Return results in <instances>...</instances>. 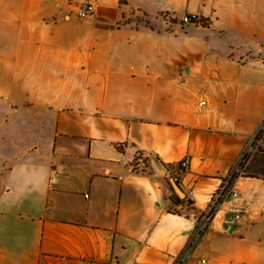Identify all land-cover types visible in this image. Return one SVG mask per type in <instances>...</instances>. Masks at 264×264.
Instances as JSON below:
<instances>
[{"label": "crops", "instance_id": "crops-1", "mask_svg": "<svg viewBox=\"0 0 264 264\" xmlns=\"http://www.w3.org/2000/svg\"><path fill=\"white\" fill-rule=\"evenodd\" d=\"M73 1L19 6L29 29L48 19L66 32L0 33L1 117L24 137L0 147V264H264V0H91L79 19L62 12ZM133 11L150 26H116ZM192 12L205 22L184 23ZM81 25L83 65L48 50ZM48 65L80 72L82 94L44 93ZM140 152L168 166L190 206ZM230 176L237 196L205 220Z\"/></svg>", "mask_w": 264, "mask_h": 264}, {"label": "rangeland", "instance_id": "rangeland-1", "mask_svg": "<svg viewBox=\"0 0 264 264\" xmlns=\"http://www.w3.org/2000/svg\"><path fill=\"white\" fill-rule=\"evenodd\" d=\"M25 1L26 0H0V33L1 34L9 33V32L18 34L22 31H27V32L33 31L36 33V35H38L39 32L41 33L44 32L45 34L47 33L49 35V33L55 34L56 32L57 33L66 32L65 29L59 31L56 28L57 21H49L48 19L40 20L38 23L31 24L30 25L31 28L29 29L28 25L22 22V18H21L23 12H24L23 15L25 16L27 15V9L19 8V6ZM84 2L94 3L91 0H83L80 2L73 1V3L69 2L68 8H66V10L62 9L63 10L62 12L69 13L71 16H74L75 19H79L81 17L78 16V9ZM13 3L15 5L14 7H13ZM120 5H123V2L121 3L120 1ZM95 7H96V4H95ZM127 16L128 15L126 14V12L122 13V18L120 21L116 23V26L121 27L123 25H129L132 22L136 23L137 25L144 24L146 27L150 26L149 20L147 19V16L144 13L140 14L139 12L136 14V12L133 11V12H129V16L128 17ZM8 17L11 20H8L7 19ZM125 17H127V20L123 21ZM204 22H205L204 17L202 16V19L197 23H204ZM87 28H88L87 25H83V26L81 25V26H78L77 29L72 30V31H77L76 35L78 36H74L75 39L65 40L64 38L58 39L55 37V39H52L53 45L51 46L48 45V50L52 47L56 48L59 46H62V47L65 46V51H72L73 53L75 52L78 55V57H75V60L76 61L78 60V64H81L82 63V52L86 50L85 38H86L87 30H88ZM19 42H20L19 40H14V43L16 44ZM25 42L28 43L29 41H25ZM29 43H31L30 46L32 47L33 46L36 47L35 45H37L36 44L37 41L35 40H32ZM16 46L17 45H15V50H17ZM26 48H29V47H26ZM1 52L2 51L0 50V53ZM22 58L24 59V57L20 55V53L15 55V59H14L15 64L16 65L22 64V60H23ZM3 59L6 65L7 63L11 64L12 62V56H3ZM48 62L51 63L52 60ZM14 75L16 77L17 76L24 77L28 75V72L19 70V71H15ZM36 75H38V73H36ZM75 75H79L78 77L79 80L82 79L80 72L68 71V72H64L63 74L62 69H60V67H58L57 69H53V68H50L48 65V68H46V80H48V84L46 86V89H44V93L48 95L49 94L59 95L60 97H63V100H66L67 97L69 96L70 97L75 96V95L79 96L80 94H82L84 88L83 87H77V88L72 87V79L74 78ZM37 90H38L37 88L32 89V93ZM10 102L11 101H9L6 97H4L2 104L0 101V109L1 107H3V111H4L2 113V109L0 110V147H21L20 144L21 142H23V139H24V137H21L23 134L22 132H16V134L20 136L19 138L17 136L14 137V136L7 134V132L12 133L14 129L20 128L19 126L20 121L13 120L11 116L9 120L7 119L2 120V117H1L2 114H6L7 111H10ZM12 106H17V105H12ZM137 157L140 158L141 155L138 154ZM3 169L4 167L0 165V176H3V178H5L6 174L3 173L4 172ZM185 200L186 199H184V201ZM183 203H187V205L190 206V202H183Z\"/></svg>", "mask_w": 264, "mask_h": 264}, {"label": "built area", "instance_id": "built-area-1", "mask_svg": "<svg viewBox=\"0 0 264 264\" xmlns=\"http://www.w3.org/2000/svg\"><path fill=\"white\" fill-rule=\"evenodd\" d=\"M96 10L95 4L92 2H84L78 9V16L81 18L88 17L92 15ZM202 19V15L196 12L187 13L183 16L182 21L184 23H197ZM184 72H188V67H182ZM189 160L184 159L181 161L182 168H185L188 165ZM233 176H230L226 183H224L212 196L210 210L207 213V217L205 220H209V218L214 214L215 210L219 207V205L227 200L230 197L237 196L236 192H231V181ZM177 179V177H176ZM178 181V180H177ZM241 218L240 213H235L233 217H231L227 223L229 225L234 224L238 219ZM202 263H206L205 260H202ZM181 264V263H179Z\"/></svg>", "mask_w": 264, "mask_h": 264}, {"label": "water", "instance_id": "water-1", "mask_svg": "<svg viewBox=\"0 0 264 264\" xmlns=\"http://www.w3.org/2000/svg\"><path fill=\"white\" fill-rule=\"evenodd\" d=\"M147 156L150 159L151 168L153 172L152 174L158 177H164L168 180L172 188L171 196L177 201L186 199L187 195L185 191L182 189L176 177L172 174L168 166L153 153H147Z\"/></svg>", "mask_w": 264, "mask_h": 264}, {"label": "trees", "instance_id": "trees-1", "mask_svg": "<svg viewBox=\"0 0 264 264\" xmlns=\"http://www.w3.org/2000/svg\"><path fill=\"white\" fill-rule=\"evenodd\" d=\"M140 155H141V158H143V160L149 161V158L147 156H145L144 154H142L141 152H140ZM170 189L172 190L171 186H170ZM170 200L173 201V199L171 197H170ZM183 202H189V200L186 199L185 201L184 200L179 201L180 204L183 203ZM179 203H176V204H179Z\"/></svg>", "mask_w": 264, "mask_h": 264}]
</instances>
